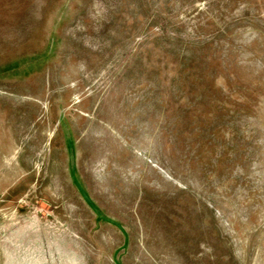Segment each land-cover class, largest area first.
I'll list each match as a JSON object with an SVG mask.
<instances>
[{"label":"rangeland","instance_id":"1","mask_svg":"<svg viewBox=\"0 0 264 264\" xmlns=\"http://www.w3.org/2000/svg\"><path fill=\"white\" fill-rule=\"evenodd\" d=\"M0 264H264V0H0Z\"/></svg>","mask_w":264,"mask_h":264}]
</instances>
